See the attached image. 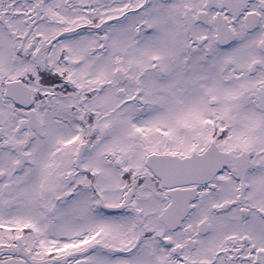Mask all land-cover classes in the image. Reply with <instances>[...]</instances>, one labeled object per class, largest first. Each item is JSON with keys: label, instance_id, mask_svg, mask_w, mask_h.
I'll list each match as a JSON object with an SVG mask.
<instances>
[{"label": "snow or ice", "instance_id": "6c2138e0", "mask_svg": "<svg viewBox=\"0 0 264 264\" xmlns=\"http://www.w3.org/2000/svg\"><path fill=\"white\" fill-rule=\"evenodd\" d=\"M0 264H264V0H0Z\"/></svg>", "mask_w": 264, "mask_h": 264}]
</instances>
